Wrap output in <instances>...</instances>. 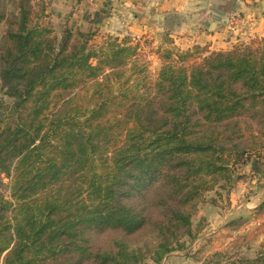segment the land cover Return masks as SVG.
Segmentation results:
<instances>
[{
	"label": "trees",
	"instance_id": "trees-1",
	"mask_svg": "<svg viewBox=\"0 0 264 264\" xmlns=\"http://www.w3.org/2000/svg\"><path fill=\"white\" fill-rule=\"evenodd\" d=\"M13 4L0 47V264H161L184 250L205 195L264 151V40L160 50L152 80L129 39L59 38L46 5ZM227 264H264V245Z\"/></svg>",
	"mask_w": 264,
	"mask_h": 264
},
{
	"label": "rangeland",
	"instance_id": "rangeland-1",
	"mask_svg": "<svg viewBox=\"0 0 264 264\" xmlns=\"http://www.w3.org/2000/svg\"><path fill=\"white\" fill-rule=\"evenodd\" d=\"M37 5L47 6L48 17L42 23L49 27L57 37H61L65 29L84 34L93 33V45H101L108 38L122 41L129 39L132 45L139 48L140 60L146 65L148 76L155 80L162 64L157 55L160 50L181 51L171 39L161 38L162 44L148 34L142 38L119 37L105 33L97 26L80 29L56 16L53 12L52 0H33ZM0 8L5 11V19L0 24V47L9 27L10 20L16 18L17 10L13 0H3ZM231 19H229L230 33ZM236 19V18H234ZM238 20V19H236ZM238 28V22H237ZM238 31V29H236ZM236 31V32H237ZM252 40H264V33L257 34L245 42H239L231 48L220 51L227 52L236 45H246ZM213 52V51H212ZM158 60V63L155 61ZM0 97L3 93L0 92ZM0 194L10 195V180L0 174ZM263 207V208H261ZM195 237L185 239V249L169 255L161 264H227L231 258H255L264 245V151L260 155H251L250 159L238 167L231 185L218 187L205 195L199 205L197 214L192 218ZM146 264H153L146 262Z\"/></svg>",
	"mask_w": 264,
	"mask_h": 264
},
{
	"label": "crops",
	"instance_id": "crops-1",
	"mask_svg": "<svg viewBox=\"0 0 264 264\" xmlns=\"http://www.w3.org/2000/svg\"><path fill=\"white\" fill-rule=\"evenodd\" d=\"M53 12L82 29L97 26L119 37L147 34L181 51L196 46L220 52L264 33V0H52ZM238 31L230 33V18ZM158 63V60L155 61Z\"/></svg>",
	"mask_w": 264,
	"mask_h": 264
},
{
	"label": "built area",
	"instance_id": "built-area-1",
	"mask_svg": "<svg viewBox=\"0 0 264 264\" xmlns=\"http://www.w3.org/2000/svg\"><path fill=\"white\" fill-rule=\"evenodd\" d=\"M236 29H237V20L232 18L231 19V30L232 32H236L237 31Z\"/></svg>",
	"mask_w": 264,
	"mask_h": 264
}]
</instances>
